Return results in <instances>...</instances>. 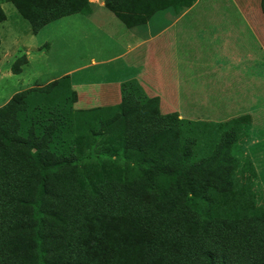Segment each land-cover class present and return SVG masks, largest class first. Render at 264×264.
<instances>
[{"label": "trees", "instance_id": "trees-1", "mask_svg": "<svg viewBox=\"0 0 264 264\" xmlns=\"http://www.w3.org/2000/svg\"><path fill=\"white\" fill-rule=\"evenodd\" d=\"M5 1L34 33L92 12L90 0ZM195 1L105 6L132 28ZM141 92L127 81L120 103L78 110L64 76L0 108V264H264V201L231 155L239 123L204 151L199 129Z\"/></svg>", "mask_w": 264, "mask_h": 264}, {"label": "rangeland", "instance_id": "rangeland-1", "mask_svg": "<svg viewBox=\"0 0 264 264\" xmlns=\"http://www.w3.org/2000/svg\"><path fill=\"white\" fill-rule=\"evenodd\" d=\"M90 2L93 9L96 0H90ZM101 2L105 4V0H101ZM0 6L6 14L5 21L0 24V57L2 59L0 66L3 69L10 68L12 70L15 67L19 69L25 63L22 59L16 62L15 60L18 56L27 55L28 50L32 53L43 51L44 55L32 65L34 71L25 67L23 72L18 75L0 79V107L10 102L17 94L34 89L28 87L29 89L24 90L30 82L41 83L57 76L66 68L91 64V54L96 55L95 46L97 45L91 38L100 39L106 43L102 55L96 56L98 59L106 58L110 61L106 64H91L79 69L75 75V81L77 77H84L85 80L88 78L111 82L101 87V94L109 96L108 99L103 100L101 106L115 105L121 102V92L115 79L134 76L136 70L133 68L129 73H126L128 69L123 68L124 58L117 55L122 54L126 50V46L134 41L126 37L121 40L117 30H126L128 27L113 11L104 10V17L107 20L100 19L99 23L103 25L99 29L96 28V25L91 24V22L95 23L97 17L94 19L83 14H75L52 22L38 33H34L31 24L19 15L12 3L0 0ZM194 11L183 18L176 28L170 29L160 38L151 39V42L147 44V47L151 46L153 49H151V58L145 60L147 64L144 69L149 71L147 74L150 75L152 82L146 81L144 84H140L142 92L139 98L141 100L157 99L159 114L179 115L181 119H184L186 130L191 135L194 129H199L206 138L199 146V149L204 151L209 150L216 137H220L218 134L221 131L220 126L225 131H229L233 123L237 121L239 123L236 129L237 140L233 144L231 155L239 163L237 169L240 173L239 178L242 177L240 178L242 182L243 180L251 182L254 198L258 205H261L264 201V50L259 46L257 51L259 67L256 82H253L252 76L250 85L242 82L239 85L240 90L235 84H226L225 87L219 83H223L224 78H215V72L221 74L219 72L221 69L213 65L205 66L206 62L212 61V64H218L222 62L219 59L225 60V58L222 55L213 58L211 53L208 54L204 50L203 46L206 44L203 33H207L205 31L207 27L204 25L206 22L207 24H212V22L203 19L206 17L204 14L208 13L214 14V16H217L218 13H238L237 8L232 0H201ZM198 13H202L204 18L192 19ZM153 17L145 24L129 29L140 31L141 34L146 32L148 34L150 28L154 31L166 24L162 19L154 22ZM191 19L192 24L196 23L197 25L195 29H189L190 38L184 37L177 43L180 47L193 48L191 56L194 66L185 70L178 68L177 60H183L186 55L182 57L179 52H172L173 49H170L169 46L174 43L170 34L176 29L180 30ZM107 22L112 24V28L107 25ZM150 22V27L145 26ZM236 22L237 28H239L241 21L237 20ZM108 36L113 37L109 38ZM166 46L168 48L164 49ZM5 52H8L6 57L4 56ZM104 70H108L111 78L106 79V74L102 73ZM100 71L101 74H99ZM207 71L210 73L208 74ZM243 72L245 70L241 69V73ZM241 77L242 79L249 78V74H242ZM250 89L253 90L252 93H250ZM84 90L77 87L80 94ZM254 94L256 98L251 99ZM96 106L95 102L80 103L77 107L86 109ZM242 117L247 118H243L244 122H239ZM207 134L210 135L209 139Z\"/></svg>", "mask_w": 264, "mask_h": 264}, {"label": "crops", "instance_id": "crops-1", "mask_svg": "<svg viewBox=\"0 0 264 264\" xmlns=\"http://www.w3.org/2000/svg\"><path fill=\"white\" fill-rule=\"evenodd\" d=\"M237 8L238 13H218L217 16L211 15L210 13L204 14L206 15V19L203 17L202 13H198L194 18L192 19H203L211 21L212 24L205 23L204 26L207 28L205 31L207 33H203V36L205 37L204 42L206 45L205 51L206 53H211L213 58L218 57L219 55H222L225 60L219 59L218 64L206 62L205 66L210 67V65H213L214 67H218L221 69L219 72L221 74H217L215 78L216 79H222V82H219L220 84H223L226 87V84H235L237 85V89L240 90V84L242 82L250 83L252 82V76H253V82H256L257 79V69L259 67V62L257 59V51L259 46L264 50V12L261 7V1L262 0H232ZM201 0H196L192 6L189 8H186L182 10L181 12H177L175 9H168L162 12H159L154 15L153 21L156 22L157 20H164L166 24L162 25L160 29L152 31V29H149V32L144 34H141L140 31H135V29H129L125 28L126 30H117V33H119V37L121 40H123L124 37L128 38L129 40H132L134 42L128 44L126 46V50L122 52V54L117 56H123V68H127L128 71L126 73H129L133 68L136 70V74L131 77H125L124 79H115L118 82L119 90L121 92V85L127 81L136 80L139 84H144V82H152L151 77L149 74H147L149 71H145L144 66L147 64L145 61L146 59H150L152 55L153 47L148 46L151 42V39L153 38H160L164 34H166L170 29L176 28L179 23L188 16L189 14L195 12L194 9H196ZM105 9H108L104 2H101V0H96L95 6L92 9V12L90 14H83L86 17L97 19L92 23L94 26L96 25V28L99 29L102 27V23H99L100 19L106 21L107 18L104 17ZM97 17V18H96ZM192 19L190 22L184 24L180 30H174L171 32L170 37L171 40L173 39V45L169 46V48L173 49L172 52H179L182 57H185L182 59L177 60L178 68H183L185 70L191 69L194 66V61L192 59V52L193 48L188 47H180L177 45L178 41L184 37L190 38V31L189 29H195L196 23L192 24ZM240 20L239 28L236 25V21ZM59 21V20H58ZM202 21V20H201ZM56 22V21H55ZM90 22V21H89ZM107 22V25L112 28V24ZM49 25V24H48ZM147 27L151 26V22L148 25H145ZM173 36V37H172ZM202 36V35H201ZM109 38H112L113 36H108ZM1 38V37H0ZM119 39V38H118ZM93 42H95L97 45L95 46L96 55H102L104 48L106 47V43L104 41H100V39H93L91 38ZM170 40V42H171ZM184 46V45H182ZM144 49H141V48ZM168 48V46L164 47ZM183 49V50H181ZM200 51V50H198ZM148 53V56H147ZM202 53V52H201ZM138 54V56H137ZM8 55V52H5L4 56L6 57ZM95 54H91V64H106L110 61V59L102 58L98 59ZM43 51H40V53H32L30 50H28L27 55L18 56L15 60V62L24 57V61L26 62L25 67L27 69H32V65L40 60L42 58ZM2 62V59L0 60V63ZM14 62V63H15ZM89 64V65H91ZM81 67H75V68H66L64 69L60 74L57 76L51 77L47 79L44 82H30V84L27 86V90L29 88H38L48 85L49 83L58 80L61 77L64 76H70L71 83L73 89L76 91L78 99L75 103V108L78 110H83L78 108L77 106L80 103H97L96 107H101V104L104 102L103 100H106L109 98V96H103L101 94V87L105 84H109L111 82L102 81V80H90V79H84L77 77L75 81V75L79 71V69H82L86 66ZM143 65V66H142ZM22 69V72H23ZM233 69V72L231 70ZM241 69H244L245 72L241 73ZM228 73H227V72ZM253 71V73H252ZM21 72V73H22ZM208 74L210 71H207ZM103 74H106V79L111 78L109 76L108 70H104L102 72ZM249 74V78L242 79V74ZM20 74V73H19ZM101 74V71L99 72ZM18 75L17 73H14L13 70L10 68L3 69L0 66V79H4L7 77H12ZM231 76V77H230ZM233 78V79H232ZM29 87V88H28ZM77 87L85 89L84 92L81 94L77 91ZM250 88V87H249ZM238 90V91H239ZM253 90L250 89V93H252ZM253 96V95H252ZM122 98V95H121ZM256 98V95L254 94L251 99ZM204 102V100H203ZM7 104V103H6ZM4 104L3 106H5ZM1 106V107H3ZM0 107V108H1ZM90 109V108H86ZM251 112V111H250ZM258 142V141H257Z\"/></svg>", "mask_w": 264, "mask_h": 264}]
</instances>
